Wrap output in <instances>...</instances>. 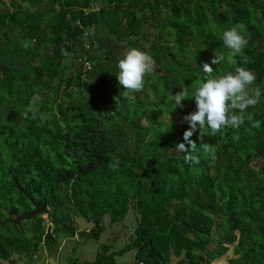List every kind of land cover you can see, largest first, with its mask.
<instances>
[{"label":"trees","instance_id":"obj_1","mask_svg":"<svg viewBox=\"0 0 264 264\" xmlns=\"http://www.w3.org/2000/svg\"><path fill=\"white\" fill-rule=\"evenodd\" d=\"M5 2L0 215L33 207L16 179L45 203L49 227L42 214L0 224V264H16L14 255L33 261L43 251L54 255L59 243L75 237V214L94 219L93 239L106 218L138 219L132 244L119 251L103 244L95 259L78 264H119L116 255L132 248L148 264H167L172 256L177 264H211L230 252V264H264V92L238 129L225 127L203 140L199 130L193 134L215 151L213 159L201 150L198 164L176 149L187 144L183 117L196 109L194 98L173 111L170 103L172 93L192 91L206 77L203 64H212L214 52L230 54L222 33L237 25L248 44L233 59L254 71V86L264 90V0H10L6 9ZM148 24L149 44L134 47L152 58V71L129 99L116 76L123 56L110 47L103 57L96 50L138 37ZM81 56L90 71L78 63ZM235 66L226 59L212 64L217 74ZM41 94L46 98L36 106ZM175 112L179 126L164 116ZM257 119L260 127L253 126Z\"/></svg>","mask_w":264,"mask_h":264},{"label":"clouds","instance_id":"obj_2","mask_svg":"<svg viewBox=\"0 0 264 264\" xmlns=\"http://www.w3.org/2000/svg\"><path fill=\"white\" fill-rule=\"evenodd\" d=\"M224 46L230 54L226 57L223 52L216 53L212 57V64H219L223 60L236 65L234 71L223 74L213 72L212 64L204 63V79H198L194 90H180L172 93L170 103L172 111L177 106H183L186 98H194L196 109L185 114L183 120L189 127L184 131V141L176 145V149L184 152L185 159L193 163H199L201 150L215 158V151L211 144L201 142L199 145L191 137L199 130V138L204 135H215L225 127L238 129L245 120H251L248 114L249 106L257 105L262 98V90L259 85L254 86L256 73L251 69L236 63L233 57L243 54V49L248 44V38L242 31V26L237 25L225 29L222 33ZM119 71L117 79L123 95L129 99L133 94L141 91L145 86V77L152 71V58L139 48H130L117 63ZM262 121H253L254 127H260Z\"/></svg>","mask_w":264,"mask_h":264},{"label":"rangeland","instance_id":"obj_3","mask_svg":"<svg viewBox=\"0 0 264 264\" xmlns=\"http://www.w3.org/2000/svg\"><path fill=\"white\" fill-rule=\"evenodd\" d=\"M18 1V0H17ZM102 3H104L102 1ZM99 3H97L98 5ZM4 6V5H3ZM2 6V7H3ZM10 0H6L5 9L10 7ZM152 31V26L150 24L143 27L138 37H133L129 39H124L123 41H119L115 43L112 41H106L105 45H103L101 50H96L97 54L102 56L104 55L105 47H110L116 51L118 56H124V54L132 47L137 45V47L141 44H149L148 36ZM100 36L107 38V34L105 30L100 31ZM144 37H146L144 39ZM151 38V36L149 37ZM147 39V40H146ZM94 43V42H93ZM141 48V46H139ZM46 95L41 94L35 100V105L38 106L44 99ZM165 119L169 121H173L176 125H181V117L176 112L171 115H164ZM46 219L47 216H43ZM137 217L129 216L125 219V221L119 223H111L109 218H106L104 222V229L101 233L99 239H93L90 236L89 230H77L74 238L64 239L59 245L56 247L55 254L52 255L55 260L59 259V264H70V258L74 259L75 262L79 263V260L84 261L86 259H94L96 254L102 250L103 244H109L111 246V250L118 251L121 250L125 245L132 244L134 242V232L137 224ZM129 257L127 254L117 255V260L121 262V259H125ZM16 259V264H43L51 257L46 251L38 254L36 259L33 261L27 256H19L14 255ZM74 264H78V263ZM131 262V261H130ZM4 264H8L7 261L3 262ZM129 263V262H127Z\"/></svg>","mask_w":264,"mask_h":264},{"label":"water","instance_id":"obj_4","mask_svg":"<svg viewBox=\"0 0 264 264\" xmlns=\"http://www.w3.org/2000/svg\"><path fill=\"white\" fill-rule=\"evenodd\" d=\"M14 181H15V185L17 186L19 191L22 193H25L29 197L33 207L29 211L20 213L16 216H12L11 214H8V216L5 219H1V215H0V224H5L6 222H11L14 225H19V224H21L22 220L31 219L36 214H42L43 216H48L49 210H48V208H46L45 203H40V202L34 200L32 198V194L27 192L26 188L20 186V184L17 182L16 179H14ZM74 220H75L79 230H89L90 231L96 227V222L94 221V219H87L86 216L81 215V214H75ZM48 227H49L48 219H46L44 217V229H45V231L48 230ZM50 263L51 264H57L54 257H51Z\"/></svg>","mask_w":264,"mask_h":264},{"label":"crops","instance_id":"obj_5","mask_svg":"<svg viewBox=\"0 0 264 264\" xmlns=\"http://www.w3.org/2000/svg\"><path fill=\"white\" fill-rule=\"evenodd\" d=\"M125 246H126V245H125ZM118 251H119V250H118ZM118 254H119V255L127 254L129 257L126 256L125 259L122 258V259H121V262H119V261L117 260V258H116V261H117L118 263H127V262H130V261L136 259V248H132V249L127 250V251H125V252H119ZM118 254H117V255H118ZM117 255H116V257H117ZM51 257H53V256H51ZM51 257L48 259L49 261H50ZM232 257H233V254L230 252V253H228V254L225 255V256H222V257H220V258H217V259L213 260L211 264H230V260H231ZM94 259H95V258H94ZM86 260L90 261V260H93V259H86ZM178 260H179V257H178V256H172V257L170 258V260L167 262V264H177V263H178ZM81 261H82V260H81ZM59 262H60V260L57 259V260H56V263L59 264Z\"/></svg>","mask_w":264,"mask_h":264},{"label":"built area","instance_id":"obj_6","mask_svg":"<svg viewBox=\"0 0 264 264\" xmlns=\"http://www.w3.org/2000/svg\"><path fill=\"white\" fill-rule=\"evenodd\" d=\"M84 45H85V50L87 51L90 49L91 43L88 40H86ZM77 60H78V63H80V65H82L84 71H90L92 69V65L86 56H81ZM49 262L50 261L48 260L43 264H49ZM119 264H123V263H119ZM126 264H148V263H145V262L140 261L138 259H134L131 262L126 263Z\"/></svg>","mask_w":264,"mask_h":264}]
</instances>
